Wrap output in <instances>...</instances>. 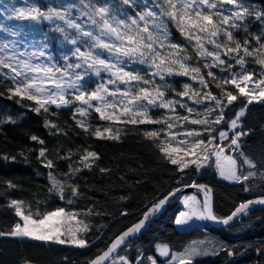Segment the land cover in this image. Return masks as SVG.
Masks as SVG:
<instances>
[{
    "label": "snow or ice",
    "instance_id": "snow-or-ice-1",
    "mask_svg": "<svg viewBox=\"0 0 264 264\" xmlns=\"http://www.w3.org/2000/svg\"><path fill=\"white\" fill-rule=\"evenodd\" d=\"M25 5H3L9 11L8 20L21 22L12 26L0 25V31L13 37L11 40L0 41V80L10 82L7 88L9 99L17 98L18 104H23L25 100L33 102L28 107L37 114L41 111L49 113L52 106L60 109L75 105L73 119L77 115L87 117L91 111H95L100 120L110 122L103 129L95 127L91 133L100 139L119 140L121 128L116 126L118 124L163 123L166 128L145 131L144 136L158 138L160 131H165L172 140L183 136L185 139L178 142L180 146H173L167 141L160 142V151L172 165L178 166L180 172L190 165L202 168L206 161L215 157L219 175L224 180L243 183L258 175L264 179V146L256 159H253L245 153L240 142L241 137L249 135L241 123L248 105L264 102V8H256L246 0H152L151 4L149 0H79V3L61 2L46 7L25 0ZM74 10L78 13L75 16ZM129 10L134 15H130ZM251 18L261 21L260 34L249 32L247 25ZM45 22L52 26L50 32L59 33L63 42L72 46L70 54L63 56V63L57 62L48 52L52 40L48 32L40 29L41 39L27 40L25 29H37ZM169 25L180 33L183 43L172 40ZM241 30L246 34L243 43L234 35V32ZM253 41L256 46H253ZM247 57H254V63L262 66L260 78L253 80L254 73L246 70ZM131 64L147 65L152 69V78H146L137 70H129ZM235 65L240 66V71H231ZM202 68L208 70L206 76ZM213 69L228 72L229 75L218 77ZM102 73L107 74V79L101 76ZM174 75L190 77L199 84V88H193L186 83L176 95L188 97L196 105L206 104L203 112L179 99L166 97L162 88L171 87L166 83V77ZM93 76L101 79L90 90L88 81ZM155 77L165 83L156 84L153 79ZM210 84L219 89L218 94L213 93ZM249 84L253 86L249 88ZM228 85L234 86L236 94L227 90ZM238 97H243L240 110L228 122L227 130L219 131L217 138L212 135L216 131L214 126L225 120V109L237 101ZM177 107L185 109L187 114L157 119L150 115L152 109H167L175 113ZM193 113L196 118H192ZM172 121H187L204 127L180 131L183 129L181 123L179 129L173 132L176 125ZM2 122L15 123V120L8 116L0 118ZM77 123L85 132L93 127L84 119ZM46 126L56 132L61 131L60 126L52 121H46ZM229 132L232 133L231 137ZM204 133H207V139L201 138ZM31 140L38 141L40 145L45 143L35 135L31 136ZM225 140L228 141L227 145L223 143ZM226 150L230 154L226 155ZM48 151L46 147H41L37 159L41 160L43 167L49 169V191L63 200L67 189L71 197L67 203L72 204L73 198L80 195L79 187L51 171L55 165L48 158ZM72 155L69 151L67 157L59 158L70 159ZM98 159L96 152L85 149L79 157L80 166L73 167L70 163L69 171L63 175L73 177L84 168L91 170L94 160ZM8 186L15 187L11 181ZM185 187L202 190L204 196L202 202L196 196L184 197L185 210L179 211L174 217L175 225L181 228L190 226L193 220H211L229 225L234 218L248 215L251 205H264V198L242 202L229 215L221 218L213 212L210 188L195 183ZM179 191L181 189L176 188L164 199L154 203L144 213L143 219L117 236L108 249L89 264H132L124 256L113 258V254L125 243L126 238L144 228L150 215L159 211L169 196ZM22 205L21 200H11L10 207L22 223H16L8 233L0 232V235L71 244L78 248L88 246L87 239L77 235L90 231L86 223L79 221L81 227H66L65 222L69 218L75 220L76 213L66 212L65 208L60 207L44 214L39 211L33 213L29 209L28 214H25ZM91 213V209L86 210V214ZM211 247V254H217L216 246ZM156 248L161 256H170L168 245L158 244ZM219 250L226 251L229 256L233 255L226 246L221 245ZM208 254V251L194 243L182 252L172 254L170 261L171 264H193L197 256ZM25 264L31 262L25 261ZM151 264H156V260L152 259Z\"/></svg>",
    "mask_w": 264,
    "mask_h": 264
},
{
    "label": "trees",
    "instance_id": "trees-1",
    "mask_svg": "<svg viewBox=\"0 0 264 264\" xmlns=\"http://www.w3.org/2000/svg\"><path fill=\"white\" fill-rule=\"evenodd\" d=\"M9 2L10 0H0V20L4 19L3 5ZM34 2L46 7L48 4L61 2L79 3V0H34ZM246 2L256 8H264V0H246ZM149 3L151 4L152 0H149ZM77 14L74 10L73 15ZM129 14L134 15V12L129 10ZM247 26L253 35L260 34L261 21L251 18ZM51 27L45 22L37 29L48 32L52 37L51 54L61 63L60 54L54 43L63 40L59 33L49 31ZM169 27L172 40L183 43L180 33L171 25ZM234 35L243 43L246 34L242 30L234 32ZM253 46H256L255 41ZM191 51L189 48L190 53ZM246 59L248 61L246 70L254 73L253 80L260 78L262 66L254 63V57ZM129 70H137L146 78H152V69L147 65L131 64ZM207 71L202 68L205 76ZM213 71L218 77L229 75L228 72H221L219 69ZM231 71H240V66L235 65ZM153 79L158 85L165 83L159 77ZM207 79L211 80L210 77ZM96 82L95 78L88 81L90 90L94 88ZM166 83L171 86L169 89L162 88L167 98L179 99L203 112L206 104L196 105L188 97L176 95L183 90V85L186 83L193 88H199L196 81L191 80L190 77L174 75L166 77ZM9 86L10 82L0 80V118L11 116L15 120V123H0V232L8 233L21 220L10 207L13 199L23 201L22 210L26 214L29 209L33 213L39 211L44 214L63 207L67 211L76 213L77 218L86 223L90 231L82 233L88 241V246L85 248L14 238L7 234L0 235V264H25V261H30L31 264H89L91 260L106 251L117 236L143 219L144 213L157 200L168 196L176 188L192 183L204 184L211 189L213 212L221 218L229 215L242 202L253 198H264V179L258 175L243 183L224 181L218 177L213 165L215 157L206 161L202 168L197 169L195 165H190L180 172L178 166L172 165L160 151V142L167 141L173 146H180L178 142L185 138L177 136L172 140L165 131H160L158 138L144 136L145 131H159L166 128L163 123L118 124L116 126L121 128L119 140L100 139L91 133L95 127L100 126L103 129V126L110 122L100 120L95 111H91L87 117L82 118L77 115L76 119H73L75 105L60 109L52 106L49 113L41 111L37 114L28 107L33 102L25 100L23 104H18L17 98L9 99L7 92ZM252 86L249 84L248 87ZM226 87L236 94L234 86ZM210 88L214 94L219 93V89H216L214 84H210ZM242 103L243 97H238L237 101L225 109V120L214 126L216 131L212 135L218 138L219 131L227 130L228 122L234 118V113L240 110ZM176 114L186 115L187 112L180 107L176 108L175 113L167 109H152L150 112L154 119ZM212 115L215 116V113ZM192 118H196L195 113L192 114ZM81 119L93 126L88 132L79 127L77 121ZM46 121L56 123L61 131L56 132L47 127ZM172 122L176 125L172 129L173 132L179 129L181 123L183 129H179L180 131L204 127L192 125L187 121ZM241 123L243 130L249 132V135L241 137V146L244 147L246 154L256 159L261 147L264 146V102H253L248 105L246 115L241 117ZM33 135L44 140V145L31 140ZM231 135L230 132L229 137ZM201 138L207 139V133ZM223 143L227 145L228 141L225 140ZM41 147L49 150L48 158L52 159L55 165L51 171L68 183L78 185L80 195L73 198L72 204L67 203L71 198L67 189L63 200L49 191L51 187L47 176L49 169L43 167L41 160L37 159ZM85 149L94 151L99 156L98 160H94L91 170L84 168L76 176H64L63 174L69 171L70 163L73 167L80 166L79 157ZM69 151L73 153L70 159L59 158L67 157ZM226 153L229 154L227 150ZM259 167L260 163L257 160V168ZM9 181L15 187L10 188ZM182 195L178 194L168 202L165 213L154 224L148 225L137 236L122 244L113 254V258L124 256L132 264H151L152 259L156 260V264H171L167 258L158 254L156 248L158 244L168 245L171 251H181L192 241L213 235L217 241L223 242L222 245L226 246L233 255L229 256L226 251L218 250L217 254L195 258L193 264H264V207H250L248 215H241L229 225L215 227L205 224L189 230H180L174 223V217L181 209L178 202ZM87 209H91L92 213L86 214ZM155 215L156 213L150 215L148 222L153 220Z\"/></svg>",
    "mask_w": 264,
    "mask_h": 264
},
{
    "label": "rangeland",
    "instance_id": "rangeland-1",
    "mask_svg": "<svg viewBox=\"0 0 264 264\" xmlns=\"http://www.w3.org/2000/svg\"><path fill=\"white\" fill-rule=\"evenodd\" d=\"M29 2L31 3V2H34V0H29ZM9 5H15V6H17V7H20V6H26L25 5V0H10V2L8 3ZM8 15H9V11L8 10H4V16H3V18L4 19H2V20H0V25H3V26H12V25H17V24H20L21 22H18V21H14V20H12V21H10V20H8L7 19V17H8ZM23 23H25V24H27L28 22H23ZM25 33L27 34V40H32V39H37V40H39V39H41V32L38 30V29H33V30H31V31H29V29H25ZM11 39H13V37L9 34V33H6V32H3V31H0V41H4V40H11ZM54 46L56 47V50L58 51V53L60 54V58H61V63H63L64 61H63V56L65 55V54H70V51H71V49H72V46L70 45V44H67L66 42L65 43H63L62 41H57L56 43H54ZM52 48H51V45H50V47H49V49H48V52L51 54V50ZM52 55V54H51ZM101 76L104 78V79H107V74H105V73H102L101 74ZM92 78H95V80L98 82L100 79H101V77H95V76H93ZM91 78V79H92ZM91 79L89 80V82L91 81ZM121 87H123V86H121ZM230 133V132H229ZM230 154V153H229ZM226 155H227V153H226ZM214 167H215V170L217 171V173H218V177H220V175H219V172H218V169H217V167H216V164H215V158H214ZM222 180H224L223 178H221ZM224 181H227V180H224ZM227 182H230V181H227ZM230 183H236V182H230ZM191 196H196V198L198 199V200H202L201 198H200V196H198V194L196 193V192H189V193H186V194H183L182 196H181V198H180V201L178 202V204L179 205H181V209L179 210V211H182V210H185L184 209V205H183V200H184V197H191ZM23 209V208H22ZM66 210V209H65ZM23 211V210H22ZM53 211V210H52ZM66 212H70V211H67L66 210ZM26 214V213H25ZM178 214V213H177ZM176 214V215H177ZM21 219V218H20ZM80 220L77 218V216H76V219L75 220H72L71 218H69L66 222H65V224H66V227L67 228H77V227H81L82 225H80L78 222H79ZM207 222H208V220H193L192 221V223H191V225L190 226H185V227H183V228H181V227H178V226H176L178 229H180V230H189L190 228H193V227H201V225L203 226V225H205V224H207ZM19 223H22V220H20V222ZM61 231L63 232L64 231V228H62L61 229ZM77 235L78 236H82V233H77ZM14 237V236H13ZM14 238H17V237H14ZM85 238V237H84ZM21 239V238H20ZM24 239H28V238H24ZM29 240H31V239H29ZM48 243H53V242H48ZM197 244V245H200L205 251H208L209 252V254L208 255H200V256H197V257H202V256H210V255H213V254H211L212 253V245H215L216 246V248H217V251L219 250V248H220V246L222 245V243L223 242H221V241H217L214 237H213V235L211 236V235H206L205 237H203L202 239H198V240H194V241H192L191 243H189V244H187L186 246H185V248H187V247H189L190 245H193V244ZM54 244H56V243H54ZM62 245H64V244H62ZM65 245H71V244H65ZM74 246V245H73ZM184 248V249H185ZM183 249V250H184ZM183 250H181V251H171V249H170V256L169 257H164V258H167L168 259V261H170V257H171V255L172 254H175V253H178V252H182ZM158 252V251H157ZM158 254H159V252H158ZM160 255V254H159ZM161 257H163V256H161ZM196 257V258H197ZM171 262V261H170Z\"/></svg>",
    "mask_w": 264,
    "mask_h": 264
},
{
    "label": "water",
    "instance_id": "water-1",
    "mask_svg": "<svg viewBox=\"0 0 264 264\" xmlns=\"http://www.w3.org/2000/svg\"><path fill=\"white\" fill-rule=\"evenodd\" d=\"M180 189H181V191L176 192L174 196H169V197H168V200H167V202L163 205V207H162L159 211L155 212V213H156L155 218H154L153 220L149 221V222H148V221L145 222V226H144V228L148 227V225L154 224V223L158 220V218H160L161 215H162L163 213H165L164 211H165V209H166V206L168 205V202H171V200H172L175 196H178V194L181 195V194H185V193H189V192H190V193H191V192H196V193H198V194L200 193V196H201V198L203 199L204 193H203L202 190H198L197 188H193V187H182V188H180ZM163 199H164V198H163ZM259 199H261V198H259ZM211 200H212V199H211ZM255 200H258V199H254V198H253V201H255ZM202 201H203V200H202ZM157 202H158V200H157ZM157 202H156V203H157ZM254 206L264 207V205H261V204H254V205H251L250 207H254ZM147 211H148V210H147ZM234 220H235V218H234ZM207 224H208L209 226H215V227H219V226H222V225L224 226V224H222V223L214 222V221H211V220H208ZM144 228H142V229H144ZM142 229H141V230H142ZM141 230H140V231H141ZM137 235H138V233L129 236L128 238H126L125 242H126L127 240L132 239L134 236H137ZM107 249H108V248H107ZM105 264H107V262H105Z\"/></svg>",
    "mask_w": 264,
    "mask_h": 264
}]
</instances>
